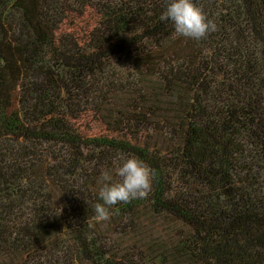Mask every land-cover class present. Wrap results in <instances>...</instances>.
<instances>
[{
  "label": "trees",
  "instance_id": "obj_1",
  "mask_svg": "<svg viewBox=\"0 0 264 264\" xmlns=\"http://www.w3.org/2000/svg\"><path fill=\"white\" fill-rule=\"evenodd\" d=\"M0 0V264H264V0ZM135 156L143 199L98 222Z\"/></svg>",
  "mask_w": 264,
  "mask_h": 264
},
{
  "label": "clouds",
  "instance_id": "obj_2",
  "mask_svg": "<svg viewBox=\"0 0 264 264\" xmlns=\"http://www.w3.org/2000/svg\"><path fill=\"white\" fill-rule=\"evenodd\" d=\"M159 20L170 21L177 36L196 41L216 30L214 21L205 16L195 0H165ZM153 179L154 170L135 156L121 159L114 168L102 169L97 178L98 201L93 204L96 220L107 221L117 204L145 198Z\"/></svg>",
  "mask_w": 264,
  "mask_h": 264
}]
</instances>
